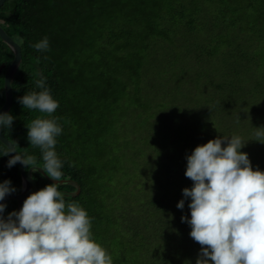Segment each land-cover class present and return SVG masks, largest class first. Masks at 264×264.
I'll use <instances>...</instances> for the list:
<instances>
[{
    "label": "trees",
    "instance_id": "16d2710c",
    "mask_svg": "<svg viewBox=\"0 0 264 264\" xmlns=\"http://www.w3.org/2000/svg\"><path fill=\"white\" fill-rule=\"evenodd\" d=\"M0 25L23 54L7 112L13 124L1 127L20 154L43 163L26 126L45 114L18 102L42 91L43 78L59 103L46 118L63 129L58 189L87 211L113 264H196L200 245L181 220L191 215L186 157L239 135L264 171V143L252 140L264 127V0H6ZM44 37L49 50L37 51ZM14 56L0 36V108ZM7 147L0 140V182L21 192ZM32 176V192L54 182L42 169ZM5 205V219L19 211L14 197Z\"/></svg>",
    "mask_w": 264,
    "mask_h": 264
},
{
    "label": "clouds",
    "instance_id": "9594fccd",
    "mask_svg": "<svg viewBox=\"0 0 264 264\" xmlns=\"http://www.w3.org/2000/svg\"><path fill=\"white\" fill-rule=\"evenodd\" d=\"M32 47L48 51V38ZM36 85L43 90L24 94L18 102L45 114L26 126L29 144L40 149L43 163L21 155L11 141L3 155L10 156L8 167L21 163L33 171L42 169L54 182L30 193L7 219L6 205L0 203V264H113L93 238L87 211L76 202L66 203L58 189L64 173L55 145L63 129L56 119L46 117L59 103L43 78ZM13 120L10 113L0 112V127L11 129ZM252 140L264 143V127H257ZM245 144L239 135L217 137L186 157L185 176L193 184L183 189V196L191 198V215L181 220L190 225V237L200 245L196 264H264V171L252 167L241 151ZM14 191L10 180L0 182V201ZM177 208H184L183 199Z\"/></svg>",
    "mask_w": 264,
    "mask_h": 264
},
{
    "label": "water",
    "instance_id": "95a60500",
    "mask_svg": "<svg viewBox=\"0 0 264 264\" xmlns=\"http://www.w3.org/2000/svg\"><path fill=\"white\" fill-rule=\"evenodd\" d=\"M6 0H0V7L5 3ZM0 36L1 38L9 44V46L13 49L14 51V59L11 62V64L8 66L6 73H5V90H6V101L3 104V106L0 108V112L7 113L10 108L12 107L13 104V87H12V78L18 69L22 58V48L21 45L13 39L12 36H10L7 31L0 25ZM5 67V64H2L0 67V72L3 70ZM0 140L5 143L8 146V142L11 141L1 130L0 127ZM12 142V141H11ZM13 143V142H12ZM14 144V143H13ZM17 148V147H16ZM19 152V150L17 149ZM20 153V152H19ZM15 154V153H13ZM20 169H21V174L23 178V188L21 192H12L8 195H6L5 199L3 201H0V203L6 204V201L9 198H16L18 200L19 204V209L21 208L22 202L26 199V197L32 193L33 190V169L29 168L28 170L21 164L19 163Z\"/></svg>",
    "mask_w": 264,
    "mask_h": 264
}]
</instances>
